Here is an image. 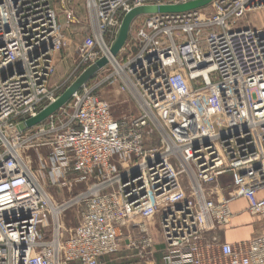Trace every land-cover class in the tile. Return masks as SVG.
<instances>
[{
  "label": "built area",
  "instance_id": "2783aa9c",
  "mask_svg": "<svg viewBox=\"0 0 264 264\" xmlns=\"http://www.w3.org/2000/svg\"><path fill=\"white\" fill-rule=\"evenodd\" d=\"M186 1L85 0L90 35L73 81L107 64L20 130L59 97L62 38L52 0H0V264H98L124 243L144 261L158 247L163 264H264V235L218 239L232 217L224 191L264 190V28H239L264 0L141 16L109 53L131 10ZM65 19L74 23L71 11ZM108 65L113 72L101 76ZM112 81L136 115L113 118L97 95ZM73 210L77 222L67 226ZM248 212L264 221V198Z\"/></svg>",
  "mask_w": 264,
  "mask_h": 264
},
{
  "label": "rangeland",
  "instance_id": "374dc122",
  "mask_svg": "<svg viewBox=\"0 0 264 264\" xmlns=\"http://www.w3.org/2000/svg\"><path fill=\"white\" fill-rule=\"evenodd\" d=\"M54 9L57 16V21L60 26L62 49L56 56V70L53 77V83L61 85L59 96L65 91V89L73 82V76L71 74L77 63V50L80 43L90 35V16L85 6V0H52ZM65 10L71 11L74 23L66 25ZM203 13L210 12V6L199 9ZM144 20V17H138L134 19L129 28V34L134 33ZM251 26L255 28H264V10L254 11L250 13L246 19L240 24L239 28ZM118 61V60H117ZM113 69L110 65L103 71L101 76L111 74ZM100 76V78H101ZM99 78V79H100ZM118 82L112 81L109 84H105L101 87V90L97 92V95L107 101L111 105V113L115 118L129 117V115H136L135 109H133L132 102H124L126 99L123 95H115ZM259 179H264V173L258 174ZM229 183L228 179H224L221 184L226 186ZM68 225H75L77 222V213L73 210L69 216ZM125 231V230H124ZM126 231L122 233V238H125Z\"/></svg>",
  "mask_w": 264,
  "mask_h": 264
},
{
  "label": "crops",
  "instance_id": "0c3cea01",
  "mask_svg": "<svg viewBox=\"0 0 264 264\" xmlns=\"http://www.w3.org/2000/svg\"><path fill=\"white\" fill-rule=\"evenodd\" d=\"M116 88L115 95H123L126 98L124 102L128 101V96L120 92L119 85ZM133 109H135L134 106ZM113 118L121 120L127 117L115 118L113 116ZM224 195L230 199L229 208L232 217L227 226L218 230L219 241L221 243L236 245L264 235V221L258 217L251 216L248 212V206L252 201L264 198V190L256 191L250 196L239 195L238 193L236 196H233L230 192L226 193L225 191ZM130 233L132 236L135 235L134 230H131ZM125 244L121 246L116 254L99 259L98 264H163V254L159 251L158 247L154 250V258L150 261H144L137 258L135 253L129 250Z\"/></svg>",
  "mask_w": 264,
  "mask_h": 264
},
{
  "label": "water",
  "instance_id": "95a60500",
  "mask_svg": "<svg viewBox=\"0 0 264 264\" xmlns=\"http://www.w3.org/2000/svg\"><path fill=\"white\" fill-rule=\"evenodd\" d=\"M193 0H188L186 2L171 4V5H159V6H146L135 8L127 13L121 20L117 35L114 42L112 43L109 53L112 57H116L118 52L124 46V43L127 39L129 28L134 19L151 15V14H181L187 13L190 11L199 10L210 5L214 0H204L195 5V8H188L187 10L177 9L179 5L186 4ZM107 64L105 58L100 59L94 65L87 68L83 71L66 89L65 91L57 98V100L42 110L36 117L28 119L23 125L19 127L20 130L31 129L36 125L43 122L51 114L55 113L58 109L64 106L71 98V96L76 93L80 87L88 82L99 70H101Z\"/></svg>",
  "mask_w": 264,
  "mask_h": 264
},
{
  "label": "bare ground",
  "instance_id": "6f19581e",
  "mask_svg": "<svg viewBox=\"0 0 264 264\" xmlns=\"http://www.w3.org/2000/svg\"><path fill=\"white\" fill-rule=\"evenodd\" d=\"M201 1H204V0H193L191 2H188L186 4H182V5H179L177 9H183V10H187L188 8H195V5H197L198 3H200ZM111 59V58H109ZM57 100V99H56ZM55 100V101H56ZM16 130V129H15ZM15 130H11L10 132H14ZM9 133V132H8ZM6 133V134H8Z\"/></svg>",
  "mask_w": 264,
  "mask_h": 264
}]
</instances>
